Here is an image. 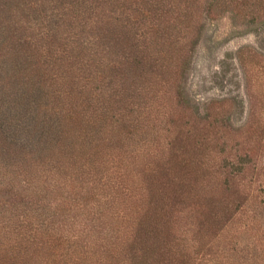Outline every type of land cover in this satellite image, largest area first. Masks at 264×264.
<instances>
[{"label": "trees", "instance_id": "obj_1", "mask_svg": "<svg viewBox=\"0 0 264 264\" xmlns=\"http://www.w3.org/2000/svg\"><path fill=\"white\" fill-rule=\"evenodd\" d=\"M226 14L264 0H0V264H264V145L232 156L215 108L242 102L186 118Z\"/></svg>", "mask_w": 264, "mask_h": 264}, {"label": "rangeland", "instance_id": "obj_2", "mask_svg": "<svg viewBox=\"0 0 264 264\" xmlns=\"http://www.w3.org/2000/svg\"><path fill=\"white\" fill-rule=\"evenodd\" d=\"M203 21V36L181 82L191 101L186 118L208 123L206 114H214L208 104L237 97L242 102L238 111L215 107L235 156L250 142L255 148L264 145V25L231 14Z\"/></svg>", "mask_w": 264, "mask_h": 264}]
</instances>
